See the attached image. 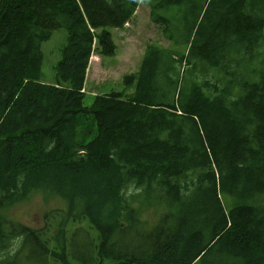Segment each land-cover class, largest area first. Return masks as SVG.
<instances>
[{
	"label": "trees",
	"instance_id": "1",
	"mask_svg": "<svg viewBox=\"0 0 264 264\" xmlns=\"http://www.w3.org/2000/svg\"><path fill=\"white\" fill-rule=\"evenodd\" d=\"M141 2L0 0V264L19 237L28 264H264V0H145L168 47H145L131 94L84 107L91 56L115 55L108 30ZM57 29L48 85L40 46ZM37 192L66 202L56 247L49 227L6 233L2 210ZM75 215L88 258L64 244Z\"/></svg>",
	"mask_w": 264,
	"mask_h": 264
},
{
	"label": "rangeland",
	"instance_id": "2",
	"mask_svg": "<svg viewBox=\"0 0 264 264\" xmlns=\"http://www.w3.org/2000/svg\"><path fill=\"white\" fill-rule=\"evenodd\" d=\"M144 1L142 0V3L136 9V14L134 19L131 20L132 22L130 21L131 23L124 25L118 32L116 29L108 30L116 47L115 55L102 58L96 56L101 61L99 70L94 67L98 66V64H95L97 62L95 57L90 58L85 81L87 94L83 100L84 107L89 108L95 96L121 92L123 89H128L127 95L131 93L132 89L130 85L123 82V77L133 75L138 71L145 47L147 45L168 47V42L162 36L161 28L150 22L149 7ZM66 42V30L57 29L52 33L49 41L41 44L40 50L43 55L41 80L43 82L51 84L56 82V66L61 59V51ZM169 100L175 101L173 94L169 97ZM84 123H91V118H88ZM134 192L135 190L129 187L124 194L129 196ZM66 211L67 205L63 200L37 192L29 201L6 208L1 213L8 228L6 232L8 236L12 237L19 231L18 226L13 231L9 229L14 223H21L35 230L49 227V230L44 232L45 236L42 239L50 238L49 247H56L52 229L56 228L57 224L65 219ZM45 214H47L46 223H44ZM76 218L77 220L69 218L66 221L64 244L68 253L75 255L77 252V257L88 258L93 248L92 239H94L95 233L86 219L78 215ZM21 241L22 239L19 237L7 242L9 257L12 258L14 254H19L17 264H28L25 257L29 254L36 257V254L32 249L23 248ZM56 251L59 252V248H56ZM53 264L60 263L55 262Z\"/></svg>",
	"mask_w": 264,
	"mask_h": 264
},
{
	"label": "crops",
	"instance_id": "3",
	"mask_svg": "<svg viewBox=\"0 0 264 264\" xmlns=\"http://www.w3.org/2000/svg\"><path fill=\"white\" fill-rule=\"evenodd\" d=\"M117 32H118V30H117ZM95 57V56H94ZM95 60H97V62L95 63V64H98V66H94L97 70H99L100 69V65H101V61H99L98 59H97V57H95ZM42 81V80H41ZM42 83H45V84H50V85H52L51 83H47V82H43L42 81ZM54 84V83H53Z\"/></svg>",
	"mask_w": 264,
	"mask_h": 264
},
{
	"label": "bare ground",
	"instance_id": "4",
	"mask_svg": "<svg viewBox=\"0 0 264 264\" xmlns=\"http://www.w3.org/2000/svg\"><path fill=\"white\" fill-rule=\"evenodd\" d=\"M91 58H92V57H91ZM131 93H132V92H131ZM131 93H130V94H131Z\"/></svg>",
	"mask_w": 264,
	"mask_h": 264
}]
</instances>
